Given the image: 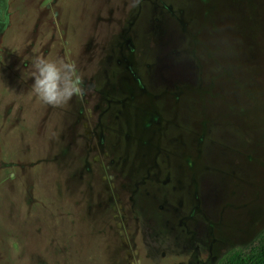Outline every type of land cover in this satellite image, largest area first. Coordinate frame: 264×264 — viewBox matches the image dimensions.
I'll return each mask as SVG.
<instances>
[{
	"label": "rangeland",
	"instance_id": "obj_1",
	"mask_svg": "<svg viewBox=\"0 0 264 264\" xmlns=\"http://www.w3.org/2000/svg\"><path fill=\"white\" fill-rule=\"evenodd\" d=\"M0 0V264H214L264 226V0ZM85 94L32 91L36 57Z\"/></svg>",
	"mask_w": 264,
	"mask_h": 264
},
{
	"label": "clouds",
	"instance_id": "obj_2",
	"mask_svg": "<svg viewBox=\"0 0 264 264\" xmlns=\"http://www.w3.org/2000/svg\"><path fill=\"white\" fill-rule=\"evenodd\" d=\"M138 3L139 0H133L132 6ZM32 67V91L43 103L62 107L73 97L85 94L83 80L75 63L57 62L38 56L33 60Z\"/></svg>",
	"mask_w": 264,
	"mask_h": 264
},
{
	"label": "trees",
	"instance_id": "obj_3",
	"mask_svg": "<svg viewBox=\"0 0 264 264\" xmlns=\"http://www.w3.org/2000/svg\"><path fill=\"white\" fill-rule=\"evenodd\" d=\"M214 264H264V226L249 243L228 249Z\"/></svg>",
	"mask_w": 264,
	"mask_h": 264
}]
</instances>
